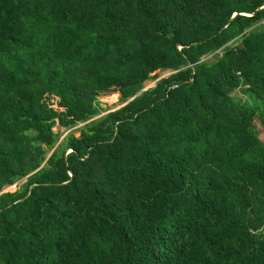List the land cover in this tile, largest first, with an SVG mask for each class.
<instances>
[{
  "label": "trees",
  "instance_id": "16d2710c",
  "mask_svg": "<svg viewBox=\"0 0 264 264\" xmlns=\"http://www.w3.org/2000/svg\"><path fill=\"white\" fill-rule=\"evenodd\" d=\"M263 4L0 0V264H264Z\"/></svg>",
  "mask_w": 264,
  "mask_h": 264
},
{
  "label": "rangeland",
  "instance_id": "374dc122",
  "mask_svg": "<svg viewBox=\"0 0 264 264\" xmlns=\"http://www.w3.org/2000/svg\"><path fill=\"white\" fill-rule=\"evenodd\" d=\"M168 74H169V71H161L159 73H156V80L162 77H166ZM153 85H154V82H146L143 84V89L152 88ZM233 95H235L236 97H239L242 100H245L244 96H242L239 91H235ZM98 100L100 101V105L102 108L101 116L107 114L108 112L117 110L123 106V104L119 100L118 93L102 94L98 97ZM52 107L55 108V102H53ZM256 126L260 131V138L264 141V126L260 125L258 121H256ZM53 131H62V129L55 127L53 128ZM75 135H78V133H75ZM17 188L18 186L16 185L7 187L5 189V192H14L17 190Z\"/></svg>",
  "mask_w": 264,
  "mask_h": 264
},
{
  "label": "built area",
  "instance_id": "2783aa9c",
  "mask_svg": "<svg viewBox=\"0 0 264 264\" xmlns=\"http://www.w3.org/2000/svg\"><path fill=\"white\" fill-rule=\"evenodd\" d=\"M263 7H264V4L262 6H260L259 8L261 9ZM248 16H251V15H248ZM259 24L264 26V18L259 21Z\"/></svg>",
  "mask_w": 264,
  "mask_h": 264
}]
</instances>
